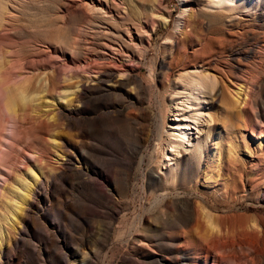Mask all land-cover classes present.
Segmentation results:
<instances>
[{
  "label": "rangeland",
  "instance_id": "374dc122",
  "mask_svg": "<svg viewBox=\"0 0 264 264\" xmlns=\"http://www.w3.org/2000/svg\"><path fill=\"white\" fill-rule=\"evenodd\" d=\"M24 1L16 2L26 5L15 6L9 29L0 31V48L8 52L12 76L23 74L17 82H24L28 104L41 118L27 124V134L14 145L16 125L0 112V127L5 123L0 131L9 143L0 139V161L9 152L0 162L8 172L2 170L7 182L0 204V264H120L127 241L154 239L162 219L173 218L174 205L181 208L186 199L231 216L229 223L236 219L233 245L226 250L243 258L233 264H247L250 253L236 234L252 222L264 227V176L255 190L250 186L258 159L264 160V143L254 136L264 131V109L252 107L240 121L228 122L223 97L232 90V74L222 72L254 64L253 55L264 44V0H244L231 17L215 16L205 0H191L194 16L179 42L172 38L181 0H120L121 8L110 2L112 12L96 18L76 7L87 0ZM204 43L211 51L201 57L197 49ZM201 67L219 78L221 88L189 95L180 76L186 68L192 74ZM112 75L127 86L107 91ZM78 80L91 85L80 103L72 94ZM260 91L264 105V76L256 86ZM213 148L220 159L206 175ZM26 151H44L48 161H31ZM77 165L91 173L104 194L92 183H81ZM171 175H176L175 190L167 188ZM107 196L119 203L108 232L107 221L90 209L111 208ZM17 206L26 209L22 220ZM142 218L146 233L135 232L133 225ZM194 254L187 247L165 254L162 264L190 263ZM163 256L156 250L152 257L140 253L137 258L140 264H155Z\"/></svg>",
  "mask_w": 264,
  "mask_h": 264
},
{
  "label": "bare ground",
  "instance_id": "6f19581e",
  "mask_svg": "<svg viewBox=\"0 0 264 264\" xmlns=\"http://www.w3.org/2000/svg\"><path fill=\"white\" fill-rule=\"evenodd\" d=\"M243 1L244 0H205V3H206V9L215 11V16L231 17L242 6ZM16 2L19 3V0L18 1L0 0V31H7L11 26L10 23L14 15L13 13L16 11V9L18 8L17 6L20 4L19 3L16 6L15 5ZM110 2H114L116 8L122 7V4H120V0H117V2H115V0H87L85 2L80 3V5H76V7L79 8L80 6H83V9L88 14L96 18L97 16L109 15L112 12L111 7L109 6ZM189 2H191V0H181L182 9H181L180 17L177 19L175 23V33L172 38L174 39L175 37V40H177V42L182 40L187 35V28L190 22L192 21L191 19H193L191 18V16H194V9L190 7ZM24 5L21 4L19 5V7L20 6L22 7ZM167 21L168 20L166 19L165 22ZM139 32H141V30H137V33ZM202 46L203 47L197 49L199 50L201 57L205 56L211 51L209 44L204 43V45ZM199 53L197 52L196 54L199 55ZM7 55L8 52L0 48V95H1L0 112L3 116L5 113V115L14 122L13 127H15L16 125V129L15 131L14 130L13 131L16 132L14 133V135L17 134V136L15 137L12 136V138H14V145H19L22 137L27 134V133L25 134L24 127L27 124L28 125L31 124V126L38 124L41 116L39 114H35L32 108L29 106L28 104L29 96L26 94L27 92H26V88L24 87V82L23 81L17 82V79L22 77L23 74L20 75L21 74L20 73L18 75L16 73L14 77L12 76L11 66L9 64L10 62L7 60ZM194 57L196 58V56ZM253 58L255 59V62L250 67L240 69L238 71L232 70L230 72L223 70L222 72L223 75L232 74V90L229 91L227 98L223 97V105H224L223 111L224 114L226 115V120L228 122L233 123L234 121H240L245 115H247L250 111H252V107H256L257 109L260 108L264 109V105H262V101H261L262 91L256 93V86L260 81V77L264 76V44L258 49L257 52L254 53ZM192 68L196 69L198 68V66H194ZM189 69L191 68H186L184 70L185 73H183V76H180V78L183 79L187 84V86L189 87L188 88L190 91L189 95H193L194 92L202 93L203 90L212 91V92H214L215 90L217 91L218 89L220 90L221 83L219 78L216 75L211 74L207 68L201 67V69H199L201 70L199 73H196L197 71L192 69L193 70L192 72L195 71L192 74L188 72ZM106 83L107 84L104 86L106 87L107 91H114L116 89L121 90L122 88L127 86V83L123 80V78L116 79L115 76L113 75L109 76V80ZM89 87H91L90 84L81 83V81L78 80L76 82V85L74 86V92L72 93L74 96V100L80 103L82 101L83 94L86 93ZM3 116L1 117L3 118ZM191 118L196 123L197 114L193 113ZM210 119L211 121H213V117L211 115H210ZM45 127L46 125H43L40 127V129L43 130L45 129ZM263 133L264 131H260L255 135L252 133L254 136H256V138L260 140L259 145L264 143V139H263L264 136H262ZM7 136L8 135L5 132L0 131L1 141L3 142L4 140L5 143L9 144L8 141L6 142ZM182 137H186V135L182 133ZM10 141L11 140H9V142ZM11 142L13 143V140ZM44 149L47 150V147H44ZM3 150H5L6 152L8 148L7 150L6 148L5 149L3 148ZM16 152L12 151V153H14L15 155ZM76 152L78 153L79 150L77 149ZM215 152H218V155H216ZM7 154H9V152H7ZM196 154H197L196 162L199 163L201 166V162L203 159L202 149L199 148ZM236 154L237 153L235 151H232V156H235ZM24 155H26L27 159H30L31 161H36V162L40 161L41 163L43 162L46 163L47 160L45 159L46 155L44 151H32V152L26 151V154ZM219 159H220L219 151H217L214 148L211 151H209L208 157L204 164L205 165L204 174L207 175L211 173V170L213 168V163H215V161ZM232 160H234L233 157ZM7 161H9V157ZM42 167L45 168V166ZM256 168H257L256 170L257 173L251 174L252 180H250V184H251L250 186L252 190H255L258 186H260L261 180L263 179L264 174L261 176L259 173L261 172V170L264 169V160L258 159V162L255 165V169ZM2 170L4 171V173H8L7 167L5 168L0 166V181L1 180L3 181V184L0 187L1 205L3 204V201H5V194L3 190L5 189V185L7 182L6 181L7 179L5 178V175L2 173ZM75 172L78 174L81 183H83L84 185L92 183L94 186H97L99 188L101 194H104V191L100 187V184L91 178V173L87 169H84L81 165H77L75 166ZM175 176L176 175H171L170 177L166 178V182L168 183L167 188L171 187L170 188L171 190H175L174 189L175 186L173 183ZM39 181H36V183H39ZM165 197L166 196H163L161 199H165ZM107 198L109 202H107L106 204L107 206H111V208H107L104 205H100L97 207L96 206L90 207V209H94L93 210L94 213L92 214L93 216H96L97 218L107 221L106 227L108 232L111 229H113V225L111 221L117 214L119 203L116 199H114L111 196H107ZM185 201H186L185 206L181 208H178L176 205H174L175 206L174 211L176 212H172L173 209L167 208L173 213L171 214L173 215V218H170L168 220L162 219V227L157 228V235L154 236V239L150 238L149 236L146 238L145 236L144 238L139 240H137V238L134 237L132 240L127 241L123 249L124 251L123 254L121 252V254L119 255L120 264H140V259L137 258L138 254L144 253L148 257H152L153 253H155L156 250L161 251L164 254V256L161 259H155L154 262L155 264H162L163 260L168 259V257L165 256V254H174V253L180 254L187 247H192V250L195 253L194 257L189 258L191 259L190 263L179 262L178 264H233V260L236 261L238 259L240 261L241 259H243L240 258V256L238 257L237 253L236 256L238 258L236 256H233L234 253L230 254V252H227L226 250L227 248L233 245L232 227H234V223H236L234 221L236 219L232 218V221L234 222V223L230 222L233 224L232 226L229 222H227L228 220L231 221L230 219L231 216H229V219L228 216H226L227 218H225V216L223 217V215L215 213L213 208L204 207L199 201H194V200L191 201V199H186ZM16 208H19L22 211V214L18 217L20 218L19 220H22L23 218L22 216L26 209L25 208L21 209L20 206H17ZM96 209L98 210L96 211ZM164 215L165 213H162L161 217L163 218ZM124 216L125 215H123L121 219ZM18 218L15 221V223L12 224V226L18 224ZM241 220L242 222L240 221L239 222L241 223L240 226L242 227L243 222L245 223L244 217L241 218ZM262 221L263 220H261V222ZM142 222H143V218L139 222L140 224L139 226L133 225V230L135 232L143 231L144 233H146L145 232L146 226ZM238 226L239 224L236 227ZM243 226L244 227L246 226L244 230L243 228H241L242 229L241 232L235 231V233L236 232L239 233L236 234L238 236V242L240 244L247 245V247L245 246L244 249L246 248L250 253L249 255L251 256L250 260L247 259V261L249 260L247 264H262V260L264 258V240H263L264 227L257 222L250 223L248 227L247 224ZM182 227L185 228L186 230H182ZM168 230H176V231L170 232ZM122 235H124V233H122ZM239 243L238 244L234 243V244L235 245L237 244L238 246ZM232 248L234 249L235 246ZM224 250H226V253L227 254L229 253L230 255H227L226 253H225L226 256L223 255ZM1 252H2V244L0 245V253ZM244 256L245 255L243 254L241 257Z\"/></svg>",
  "mask_w": 264,
  "mask_h": 264
}]
</instances>
